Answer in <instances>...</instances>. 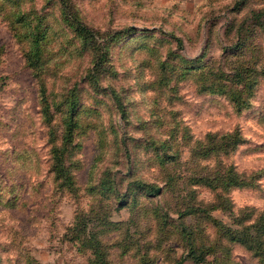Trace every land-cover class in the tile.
Here are the masks:
<instances>
[{
    "label": "rangeland",
    "instance_id": "374dc122",
    "mask_svg": "<svg viewBox=\"0 0 264 264\" xmlns=\"http://www.w3.org/2000/svg\"><path fill=\"white\" fill-rule=\"evenodd\" d=\"M67 2L94 39L87 42L67 24L60 0H0V264H89L88 254L64 233L78 208H88L95 195L104 220L119 227L105 237L109 264L185 259L178 211L186 207L191 212L183 221L194 229L197 245L210 251L203 263L182 264H264V16H255L264 10V0ZM35 32L43 36L38 69L26 59ZM207 70L227 82L240 75L241 84L252 73L248 107L239 111L227 92H201L200 75ZM40 76L55 101L50 126L58 145L68 99L77 91L80 125L71 145L80 201L61 194L54 183L49 126L40 114ZM235 129L246 141L219 157L246 186L224 193L227 200L212 188L216 183L200 181L214 179L208 170L219 158L193 159L185 134L195 142ZM165 140L180 151L175 163H158L150 146L161 147ZM103 174L115 175L121 192L127 190V204L112 192L87 191ZM137 179L164 190L151 197L129 185ZM162 208L170 211L166 223ZM150 209L159 212L149 214L151 223ZM246 227L261 237L253 250L232 236L240 237Z\"/></svg>",
    "mask_w": 264,
    "mask_h": 264
},
{
    "label": "trees",
    "instance_id": "16d2710c",
    "mask_svg": "<svg viewBox=\"0 0 264 264\" xmlns=\"http://www.w3.org/2000/svg\"><path fill=\"white\" fill-rule=\"evenodd\" d=\"M60 2L62 5L64 20L70 27L73 28V30H75L76 34L87 42H89L88 39H94L95 34L93 33V31L86 25H84L78 17L72 15L67 0H60ZM255 16L261 19L264 16V10H261ZM262 23L264 26V20L262 21ZM42 39L43 36H40L39 33H33L32 47L30 52L27 54L26 59L28 65L34 69H38L39 63L41 61ZM210 73L211 70H207L200 75L199 86L201 92H227L230 99L235 104V107L239 111L248 107L246 106V103L249 104L250 97L246 98V94L249 90L250 92H252L255 82L252 73L249 76L248 81L243 84H241L240 81V79H243V77H240V75L232 79L231 82H227L219 76H210ZM39 80L41 94L40 114L43 123L49 126L48 135L50 141L49 144L51 145L50 155L52 160L51 170L54 174V183L57 190L61 194L67 193L71 198H77L78 201H80V185L78 183L76 175L73 172V166L75 164L72 159L74 156V149L71 145L76 130L80 125L75 114V108L77 104V91L74 89L71 92V94H74L68 99V106L70 107V109L64 112V130L61 136V144L58 145L56 143L58 137H55L54 132L50 126V124L54 121L56 115L55 113H53V104L55 103V101L52 102L49 96H47V84L44 81V78L40 76ZM112 95L118 107L122 110V116H125L126 111L124 109V103L122 102L118 92L114 88L112 90ZM175 131L176 130H172L170 133H172L173 135ZM185 139L191 144L190 153L193 159H206L214 154L219 158L216 161V164L218 163V166L208 170L209 173H212L215 176L214 179L212 180L209 177H206L201 178L200 180L203 181L206 185H211L209 181H212V184L216 183L217 186L212 188L220 189L221 192L219 193V196L228 200V197H226L224 193L230 191L233 188H241L246 186V183L239 177V174L234 170V168L232 166L228 167L227 164L223 165V159L219 157L223 154L228 156L239 145L243 144L246 141L245 137L242 135L239 129L224 133H208L204 139L197 140L195 142L192 141L189 134H185ZM150 146L154 147L155 151L157 152L158 163H175L181 156L179 150H171L169 140H165L164 142H162V144L160 145L161 147H158L156 143L152 142L150 143ZM159 150L162 152L159 153ZM69 157L70 159L68 160ZM67 162L69 164H67ZM197 180V177H194L192 179V182H196ZM171 184V178H169L166 182V185L170 186ZM129 185H133L134 189L136 190L146 191L151 197L161 195L164 190V187L162 186L145 182L140 179L131 181ZM87 188V191L92 188L88 191L90 194L96 192L99 196L101 194L105 195L107 192H112L114 197L117 199V201H119V203H121L122 206L127 204V190L125 191V193L121 192V190L119 189V183L116 181L115 175L107 176L103 174L98 184H88ZM195 192V190H191L189 195L194 196ZM95 197L96 199H93L92 204L88 206V208H78L74 217V221L70 226L67 227L64 236L70 241L76 243L78 251L88 254L89 264H109L107 258V251L109 250V246L105 241V237L110 232L119 231L114 230L119 227L118 223L104 220L105 215L102 214V210H97V206H100L99 203L101 202V200L98 199L97 195H95ZM132 202L134 204L138 203L137 195L133 194ZM151 210L152 209L148 210L146 213V221L150 223L152 221V218L148 217L149 214L155 217L159 215V212L157 213L156 210ZM190 212L191 209L188 207H186V209L184 210L178 211L180 235L182 240L187 245V255L185 259L183 258L179 260L176 264H182L187 259L192 260L196 263H203L206 261L207 253H209L210 251L207 247H200L197 245L194 229L185 221H183V217ZM169 214V208H162V215L165 223L168 220ZM261 219H264V214L261 215L260 220ZM261 226V228H264V223H262ZM250 229L251 227H246L241 232L240 237H236L235 235L232 236L233 238H239V242L247 246L249 249L253 250L256 248V246L259 247L261 237L252 235L249 232ZM260 229L256 230H258L259 232Z\"/></svg>",
    "mask_w": 264,
    "mask_h": 264
}]
</instances>
